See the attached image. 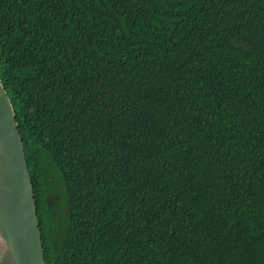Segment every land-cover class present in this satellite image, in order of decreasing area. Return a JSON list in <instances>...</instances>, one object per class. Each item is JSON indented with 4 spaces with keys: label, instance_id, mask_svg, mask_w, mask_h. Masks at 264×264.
<instances>
[{
    "label": "trees",
    "instance_id": "obj_1",
    "mask_svg": "<svg viewBox=\"0 0 264 264\" xmlns=\"http://www.w3.org/2000/svg\"><path fill=\"white\" fill-rule=\"evenodd\" d=\"M0 81L45 264H264V0H0Z\"/></svg>",
    "mask_w": 264,
    "mask_h": 264
},
{
    "label": "water",
    "instance_id": "obj_2",
    "mask_svg": "<svg viewBox=\"0 0 264 264\" xmlns=\"http://www.w3.org/2000/svg\"><path fill=\"white\" fill-rule=\"evenodd\" d=\"M0 264H45L23 141L1 81Z\"/></svg>",
    "mask_w": 264,
    "mask_h": 264
},
{
    "label": "rangeland",
    "instance_id": "obj_3",
    "mask_svg": "<svg viewBox=\"0 0 264 264\" xmlns=\"http://www.w3.org/2000/svg\"><path fill=\"white\" fill-rule=\"evenodd\" d=\"M55 187L53 186V188L51 189L52 191H54L53 195L51 196V201H56L57 203L61 200V194H60V191H57ZM58 198V199H57ZM55 202V203H56ZM54 218L56 217V213L54 214L53 216ZM57 219V218H56Z\"/></svg>",
    "mask_w": 264,
    "mask_h": 264
}]
</instances>
